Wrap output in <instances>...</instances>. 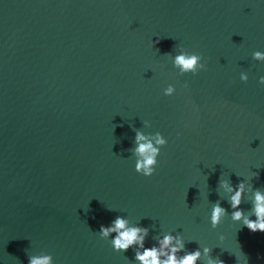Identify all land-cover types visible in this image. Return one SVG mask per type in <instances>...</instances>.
Returning a JSON list of instances; mask_svg holds the SVG:
<instances>
[{"label": "water", "instance_id": "1", "mask_svg": "<svg viewBox=\"0 0 264 264\" xmlns=\"http://www.w3.org/2000/svg\"><path fill=\"white\" fill-rule=\"evenodd\" d=\"M181 47L206 70L180 73ZM255 50L264 51V0H0V264H137L134 249L116 252L97 233L117 215L149 228L146 247L171 232L185 251L264 264V232L232 220L220 186L251 185L239 207L255 219ZM137 130L168 141L152 176L135 171ZM217 202L226 214L213 227Z\"/></svg>", "mask_w": 264, "mask_h": 264}, {"label": "clouds", "instance_id": "2", "mask_svg": "<svg viewBox=\"0 0 264 264\" xmlns=\"http://www.w3.org/2000/svg\"><path fill=\"white\" fill-rule=\"evenodd\" d=\"M252 59L258 62H264V51L255 50L251 53ZM173 65L177 67L182 74H198L206 70L204 57L195 52L188 51L184 47L180 48L179 53L174 57ZM239 79L247 82L248 73L241 71ZM258 83L264 85V75L259 76ZM187 87V82H185ZM176 92L173 84H168L163 89L165 96H172ZM145 124L150 125L148 121ZM167 139L159 131L155 133H144L136 131L134 137V147L131 149L135 157V171L143 176H152L156 171L160 150L167 144ZM220 186L230 194L229 200L233 209L231 218L233 221H241L250 231L264 232V192L259 189L253 191L252 215L255 219L245 215L241 205L246 188L251 190V185H247L241 180L236 186H232L228 181H220ZM225 209L217 202L213 204L210 213V223L213 227L220 224L225 216ZM99 237L108 240L112 249L116 252H126L129 248L134 249V259L137 264H200L202 255L207 257L205 264H225V261L211 256V249L204 247L203 251L196 248L191 251H185L183 237L179 234L166 232L162 236L155 238V243L151 246H145V240L149 235V228L139 224H131L130 221L121 215H117L108 225H100L97 232ZM28 264H53L50 255L30 256Z\"/></svg>", "mask_w": 264, "mask_h": 264}]
</instances>
